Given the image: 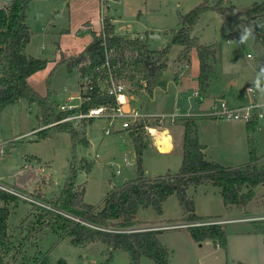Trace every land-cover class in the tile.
Instances as JSON below:
<instances>
[{
    "label": "rangeland",
    "instance_id": "rangeland-1",
    "mask_svg": "<svg viewBox=\"0 0 264 264\" xmlns=\"http://www.w3.org/2000/svg\"><path fill=\"white\" fill-rule=\"evenodd\" d=\"M2 1L0 0V6ZM53 1V4H49V0H30L28 2L25 11V23L29 28L30 36L24 47V52L36 58L49 60L50 63L48 62L46 69L34 74L27 83L41 96L46 95L47 89H49L48 101L53 105L54 112H58L61 104L77 105L76 108H69L72 110L77 109L81 103L78 96L83 90L81 89V76L76 71L79 66L67 70L65 64H60L53 69L52 67L57 61H55V58L72 56L76 52L74 50L77 45L80 47L88 37L91 40L90 34H81V31L78 30L82 29L80 25L84 20L82 18L86 19L89 16L93 21H97L98 7L94 1L90 0L85 1L82 6L75 5L74 11L70 14V23L67 24L66 0ZM200 1L121 0L120 3H109V12L114 18L120 20L121 23L116 24L118 28L134 31L142 26H148L150 32L143 34L146 35L144 40L147 41L149 49L158 51L169 41L171 37L169 31L177 29V13H185ZM212 1L209 0L210 3ZM261 1L263 0H221L220 5H233L238 10H242L249 7L253 2ZM139 11L141 12L139 13ZM101 13L104 15V8ZM253 26L254 23L251 19H246V27H244L229 13H225L221 17L215 11L207 10L200 14L189 31V35L196 37L201 44L212 43L215 50H217L218 65L214 74H219L220 62H223V64L226 62L233 63L232 73L234 76L228 77V80H234L238 77L240 90L252 88L255 93L256 89L262 86L260 89L264 93V85L260 84L264 73L259 76L256 71V47L261 49V44L259 42L256 44L250 34L246 40L241 39L245 30L252 29ZM62 28H68L69 33L59 39L58 32ZM150 34L153 38L149 37ZM180 48L179 45L170 47L167 54V67L158 76V79L168 86L169 91L167 94L163 96L161 91L155 90L153 92L154 99L151 101L149 99L151 92L147 93L143 90L133 100L131 99L134 106L142 108V110L154 108L176 115L184 111L182 105L174 107L171 102L167 103L173 93L172 83L175 82L173 79L175 65H172L171 61L175 59ZM215 50H213L214 53ZM188 54V68H183L186 74L177 87L179 95L182 97L179 102L183 100V102L189 104L192 113H197L200 110L207 111L210 106H206L205 100L203 104H200L199 99L190 97L193 90L189 89L185 78L187 73L190 74V78H192V75H198V60L195 49H191ZM245 54H249V58H246ZM60 55L61 57H59ZM49 74L48 85L46 86V78ZM139 80L138 75H135L134 79L131 80L134 84L133 92L137 91L136 84ZM128 82L130 81L123 80L126 91L129 90ZM163 88H165V85ZM194 91H198L201 97L204 95V92L199 88ZM66 101L67 104L64 103ZM76 111L73 110L68 116L78 114L79 112ZM130 111L133 112L132 109ZM200 117L192 118L195 121ZM87 119L93 121L88 123ZM165 120L171 122L169 119H164L163 122ZM184 120L185 118L182 116L172 119L173 122L179 123ZM259 121L258 126L256 124L253 129L244 126L242 130L228 123L226 124V122L219 126H217V122L206 124L205 122H195L196 135H198L199 140L202 139L209 144L203 152L204 157L219 165L234 167L247 162V152L252 147L257 158L256 166H264V113L263 119ZM39 125V107L36 102H28L21 98L0 111V146L3 151V154L0 155V182L12 189L11 186L17 183L22 169L27 168L28 171L31 169L33 174L20 185L22 191H18V193L22 194L23 200L20 198L16 201L17 207H14L10 202H6V206L10 205L6 209L11 213L8 217L10 219L8 225H6V239L2 244L3 252L0 253L4 254L2 255L3 264H35L44 255L47 256L50 264H54L58 259H62L65 264H128L127 253L122 250L112 251L110 258H107V248L99 240L84 245H73L69 236L64 235L61 239H58L55 233L46 231V229H41L32 237L29 236L28 233L39 225L41 219L46 217L43 211L31 206L29 199L35 198L37 194H41L45 199L57 197L72 158L69 135L66 132H55L49 128L47 129V136L37 140L33 134L34 131L31 130ZM84 125L85 137L91 142V146L84 147L81 144H76L74 147L75 159L79 161L76 176L82 180L76 186V190L81 186L84 187L83 201L96 206L112 185L116 187L121 185L122 182L134 178L136 167L134 149L130 134L126 130L119 132L110 130L107 135H104L102 131L105 121L102 118H85ZM101 126L103 127L100 128ZM143 131L144 140L148 142L146 130L143 129ZM218 135L223 137L216 138L215 136ZM156 139L154 144L164 148L168 147L169 142H171L169 139L166 143L167 146L166 144L161 146ZM95 154H97V157H95ZM123 158L127 160L128 164L123 162ZM83 163H90L89 170L85 171L81 168ZM179 164V161L173 155L168 157L157 156L150 149H144L141 154V167L146 177H154L167 171L176 172ZM37 166L42 168L40 174L47 176L46 178H41L38 175L39 172H34L37 171L35 170ZM116 167L119 169L118 175L113 174ZM2 179L10 183H6ZM187 192L192 195L194 213L203 218L215 215H229L234 218L243 215H264V187L255 191L252 198L244 205H230L231 210L229 212H227V205L223 204L221 196L217 192H213L207 184L197 188L194 194L192 189H188ZM37 200L42 202L39 199ZM4 204L1 203V205ZM162 211L163 216L160 217L150 207L139 209L136 213L137 225L183 222V212L174 195H170L163 201ZM16 215L21 216L16 218ZM249 219L254 218L250 217ZM261 225H264V220L261 223L232 224L226 228V233L236 231L235 228L238 227H242L240 230L243 228L244 230L250 229L251 227L255 230L262 229ZM7 233L9 234L7 235ZM158 235H156L158 241L170 252L169 264H222L219 252L217 255H213L215 253L212 252L208 244L200 243L203 245L200 247L199 243L193 242L188 236L186 229L164 230ZM24 237H27V240L24 245H20ZM251 237L247 236L246 239H241V264H264V240L259 241L258 244L257 240L251 239ZM236 243L239 244V242ZM231 244L234 245L235 241H232ZM139 264H153V262L147 257H141ZM227 264H229V261H227ZM232 264L239 263L233 261Z\"/></svg>",
    "mask_w": 264,
    "mask_h": 264
},
{
    "label": "trees",
    "instance_id": "trees-1",
    "mask_svg": "<svg viewBox=\"0 0 264 264\" xmlns=\"http://www.w3.org/2000/svg\"><path fill=\"white\" fill-rule=\"evenodd\" d=\"M29 1L7 0L0 8V111L21 98L28 102H36L39 107L40 121L38 130L34 132L36 139L45 138L49 128L55 132H66L69 135L72 154L57 197L45 199L41 194L35 196L45 204H50L54 210L30 202L32 207L43 211L46 217L28 233L29 236L32 237L41 229H46L55 233L58 239L64 235L69 236L73 245H84L99 240L107 248V258H110L112 251L119 249L127 253L128 264H139L141 257L151 259L153 264H169L168 249L158 241L156 237L158 231H141L132 226L138 208L149 206L160 214L161 202L168 196L174 195L182 209V221L192 241L200 243L208 239L219 248L225 249L226 232L221 224L191 225L205 220L194 213L193 202L186 195L185 190L187 186L210 184L219 188L224 205H244L252 198L253 188L264 184V166H256L257 158L252 147L248 149L247 162L234 167L222 166L214 161L206 160L202 154L203 145L199 144L197 139L194 119L185 118L182 122L181 160L177 171L174 173L167 171L154 177H146L141 167V154L147 147L143 131L146 124L144 119H141L129 132L135 156V176L106 191L101 207L96 210L95 206L82 201L83 187H79L78 190L74 188L79 163L75 159L74 147L76 144L84 147L88 145L84 119L71 121L63 119L73 110L83 113L89 108L114 105V97L108 95L103 89L100 90L96 85V78L106 79L108 71L115 80L122 81H131L135 75H138L144 82V85L139 84V86L147 93L151 92L155 85L163 88L164 82L160 81L158 76L167 67V54L172 45L181 47L175 59L171 61L172 65L181 60H187L189 51L195 49L198 60L197 84L198 88L205 92L209 77L213 73L210 59L214 52L206 45L199 43L196 37L190 36L189 31L200 14L207 10H213L221 17L229 13L244 27H246V19L253 20L254 26L249 30L254 42L261 44V49L256 47V71L261 76L264 73V35L260 23L264 20V0L253 2L242 10H238L233 5L222 6L221 0H213L212 3L209 0H201L185 13H177V29L169 31L171 35L169 41L158 51L149 49L142 36L131 39L116 34L110 22L112 18L103 15L101 32L94 34L90 31L91 40L77 55L61 57L52 67L54 69L57 65L65 64L66 69L70 70L79 66V75H90L92 82L91 89L84 94L80 93L81 96L89 98L87 101L81 102L77 109L58 112H54L53 105L48 101L49 89L46 95L41 96L27 83V78L44 69L47 63V59L35 58L23 52L30 36L29 28L25 23V11ZM49 76L50 74L46 78V86ZM173 79L176 81L177 73L174 74ZM87 122L90 123L91 119H87ZM245 127L253 129L251 123L245 124ZM81 166L87 171L90 163H83ZM30 176H33L31 169L29 171L27 168L22 169L17 183L11 187L22 191L20 185ZM242 187L247 190L241 192ZM17 200L20 198L0 191V245L6 239L8 214L6 207L1 203L15 204ZM26 240L27 237H24L20 245H24ZM2 259L0 255V264H3ZM35 264L50 263L44 255ZM54 264H65V262L58 259Z\"/></svg>",
    "mask_w": 264,
    "mask_h": 264
},
{
    "label": "crops",
    "instance_id": "crops-1",
    "mask_svg": "<svg viewBox=\"0 0 264 264\" xmlns=\"http://www.w3.org/2000/svg\"><path fill=\"white\" fill-rule=\"evenodd\" d=\"M6 1L7 0H3L2 1V4H1L0 8H2L4 6V4H5ZM85 1H88V0H66L67 24L70 23L69 22L70 14L72 13V11H74V6L75 5L82 6ZM90 1H94L97 4V7H98V13L96 15V19H97L96 22L97 23L95 21H93L92 18L89 17V16H87L86 19L85 18H82V19H84L83 22L80 23V25L82 26V29H79L81 27L78 28L79 29L78 31H81V34H83V33L90 34V31H92L94 34H98V33L101 32V29H102V25H101V21H100L101 14H100V11H99L100 10L99 0H90ZM120 2H121V0L116 1V2L109 1L108 2V5H107L108 8L107 9L105 8V11H104V15H108V16H110L112 18L110 22L113 25L114 32L116 34H118V35L127 36V37H130L131 35H140V36H142L143 41L147 44V41L144 40V38H145L146 35L144 36L143 34L144 33L146 34L147 32H150L149 31L150 29H149L148 26H142L141 28L136 29L134 31L127 30L126 28H118V27H116V24L117 23H121V22L117 18H114V16L109 12L110 11V5H109V3H120ZM53 3H54L53 0H49V4H53ZM140 12L141 11H139V13ZM260 25L263 28V32H264V26H263L264 25V20L260 23ZM66 33H69V29L68 28H62L61 31L58 32V38L61 39V37L66 36L67 35ZM191 33H192V31H191ZM149 37L150 38H153V36L151 34H150ZM89 41H90V38L88 37L87 39H85V42H83L80 47H79V45H77L76 49L74 50L76 52H74L72 56L77 55ZM26 44H25V46H26ZM204 45L208 46L212 50H215V47L213 46L212 43H208V44H205L204 43ZM23 52H24V48H23ZM59 53L60 54H63L62 52H59ZM27 55H29V54H27ZM217 55H218L217 54V50H215L214 56L211 58V62H212V65H213L212 66L213 67V73L210 76V80L208 82V85H207V88H206V90L204 92V95L202 97L200 96V98H199L200 104L201 103L203 104V102L205 100V102L207 103L206 106L209 107L214 101H216L218 99L225 100L230 106H239V105L248 104L251 101V93L247 92V88H244V90H240L239 89V86H238L239 85V78L236 77L234 80H228V77L234 76L233 73H232L233 72L232 71V68L234 67V64L233 63L226 62V63L223 64V62H220L219 63V66H220V68H219V74L220 75L219 74H214L215 71H216V67L218 65ZM29 56H31V55H29ZM245 56H246V58H249V54H245ZM32 57H34V56H32ZM59 57H61V55ZM64 58H66V56ZM56 60H58V59L55 58V61ZM188 60H189V54H188L187 60H181L180 62L175 63L174 73H177V79H176V81L174 83H172L173 93L170 95V100L167 101V103L171 102L172 106H174V107H178V105H182V108H183L184 111H186L188 109L189 104H186L185 101L183 102V100H181L179 102V100L182 97L179 95V92H178V88L177 87H178V83H181V81L185 77L186 71L183 68H186V69L188 68V65H189V61ZM48 62H49V60L47 59V63L45 65V68L44 69H46V66H47ZM222 64H223V67H222ZM178 65H180V66H178ZM44 69H42V70H44ZM42 70H40V71H42ZM40 71H37V72H40ZM76 71H77V73H79L78 70H76ZM183 71H185V72H183ZM37 72L31 74L27 78V81L34 74H36ZM185 80H186V84L188 85L189 89H192L193 92H194L195 89L198 88V86H197V74L195 76L192 75V78H190V74L187 73ZM139 84L142 85V81L141 80H139L138 83L136 84V86H137L138 89L135 92H133V90H134V84H133L132 81L128 82V84H127V86L129 87V90L128 91H126V87H125V84H124L125 90H124L123 93H124L125 99L127 100V107L130 108V109H132L136 113H139V114L143 115L142 116V119H144V122L146 124V128H148L147 129L148 131H146L148 142H147V147L145 149H150V150L154 151L157 156H161V157L162 156L168 157L170 155H173V156L176 157L177 161H179V163H180V160H181V140H182V132H183L182 123L173 122L172 120H171V122H168V120H165L164 122H163V120L161 122H158L157 119L155 117H153L154 115L168 114V113L162 112L160 110H155L154 108L153 109L142 110V108H138L137 106H134V104L131 101V99L133 100L134 97L137 94H139L140 92H143V89L140 88ZM260 84L264 85V75L261 77ZM164 85H165V88H163V89L160 88V87H158V86H154L153 87V89H152V91H151V93L149 95V99L151 101H153V99H154L153 92L155 90L161 91L163 93V96L165 94H167V92L169 91V88H168V86L166 84H164ZM260 87H262V86H260ZM260 87H258V89H256V91L254 93V95H255L254 98L257 101L264 102V97H263L264 93H262V90L260 89ZM63 90H65V88H63ZM206 99H208V101H206ZM64 103L67 104L68 102L66 101ZM75 106H77V105H71V108L72 107H75ZM205 112H206V110L205 111L204 110H200L197 113L204 114ZM199 114L198 115H195L193 118H196L198 116H201V117H204V118H201V117L200 118H197L194 121V123L195 122L196 123L205 122V124H206L208 122H210V123H216L217 122L216 124H217V126H219V125H222L224 122H226V124L228 123V124H230V125H232L234 127H237L240 130H242V127L245 126V123H243L242 121H237V120H219V121H214V120H211V119H207V118H209L207 116H203V115H199ZM261 119H263V116L255 122V126L254 127H256V124L258 126V123L260 122L259 120H261ZM92 121L93 120H91V122ZM102 127L103 126H101L100 128H102ZM149 128H153L156 131V133H154V134L151 133L149 131ZM131 129L132 128H129V129H121L120 126H119V124H115V125L112 126V131H117V132H119V131H125L126 130L129 133L131 131ZM36 130H38L37 127L34 128V129H32L31 131L32 132L33 131L35 132ZM162 130H165V131L167 130L166 132L169 134L170 141H171V142H169L170 145L168 147H165V148L164 147H160V146L154 144V140L157 137L156 135H158ZM34 132H33V134H34ZM215 137L216 138L217 137L219 138V137H223V136L222 135H218V136H215ZM197 138H198V141L200 142V144L203 145L202 154H203V157H204V153L203 152H205V148L209 144L207 142H204L202 139L200 141L198 135H197ZM87 141H88V146L90 147L91 146V142L88 139H87ZM161 146H163V145H161ZM166 146H167V144H166ZM204 159L208 160L209 158H205L204 157ZM123 162L128 164V162H127V160L125 158H123ZM35 170H37V171H34V172H39L38 175L41 178L42 177H44V178L47 177V176H44V175H41L40 174V172L42 170V168L40 166H37L35 168ZM172 173H174V172H172ZM4 182L10 183L9 181H4ZM79 182H82V180L78 179L77 176H76L75 182H74V188L75 189H76V186H78L80 184ZM205 185L206 184H201V185H198V186H195V187L194 186H187V188L185 190L186 195L189 198L192 199V195H189L188 192H187V190L188 189H192V191H193L192 193L194 194L195 193V190L197 188H199L201 186H205ZM207 185L213 190V192H217L219 194V188L218 187H213L210 184H207ZM112 187H113V185H112ZM262 187H264V184H259V185L255 186L254 188L256 190L253 188L254 189V194H255V191H257L258 189L261 190ZM38 188H40V187H38ZM111 188H109L108 190H110ZM246 190L247 189L245 187H242L241 192H245ZM83 191H84V187H83ZM46 192L48 193L49 191H46ZM82 201H83V199H82ZM101 201H102V199H101ZM101 201H100V203L98 205L95 206L96 210H98V208L101 207V204H102ZM84 203H86V202H84ZM162 203L163 202H161V206H160L161 213L158 214L160 217L163 216ZM10 204H13L14 207L16 206V204H14L12 202H10ZM4 205L7 208L10 207V205L9 206H6V203ZM145 208H147V207H145ZM139 209H144V208H138V210ZM226 209H227V212H229L231 210V206L230 205H227L226 206ZM12 212H13V210H12ZM7 213H8V216H7V224L6 225H8V222L10 220L8 217H10L9 214L11 212L7 211ZM25 214H26V212H25ZM20 216L21 215H19V216L16 215V218H20ZM197 216H200V215H197ZM250 217L251 218H254V219H249ZM16 218H14V219H16ZM209 219H218V220H221L222 222L220 224L223 226V228H224V230L226 232V228L229 225H232V224H243L245 222H249V223H252V222L253 223H259L260 222L261 223V221L264 220V215H261V214H256V215H243V216L236 217V218H234L232 216H229V215H215V216L207 217V218L204 217L203 220H209ZM137 222L138 221L136 219V214H135L134 219H133V226H132V228L144 230L147 227H151L152 229H150V230L158 231L157 234H159V235L164 230H170V229H183V230H185V226L183 225L184 224L183 222L182 223H177V224H171V223L169 224V223H166L165 222L166 224H154V225H137ZM261 227H262V229H256V230L253 229V227H251L250 229H245L244 230V228H243L242 230H240L242 227H240V228L238 227V228H235L236 231L233 230L232 232L231 231L227 232L226 233L227 236H226V248L225 249L219 248L218 246H216L215 244H213L211 240H208V239H205V240L201 241L200 243H202V244H208V246L210 247V249L212 250V252L215 253L213 255H217L218 252H219V254H221L220 256L222 258L221 259V263L222 264H227V261H229V264H232L233 261H237L239 264H241L242 263V260L240 259V254L242 253V245L240 243V242H242L241 239H246L245 237L252 236L251 239L257 240V243L259 244V241H263L264 240V225H261ZM8 234L9 233H7V235ZM96 241H98V240H94L92 242H96ZM190 241H191V239H190ZM232 241H235V244L234 245L231 244ZM236 242H239V244H237ZM200 243H199V246L200 247L203 246ZM2 247L3 246L0 245V253H1V251L3 252ZM116 250H119V249H116ZM168 253H169V257H168V262H169V260H170V252H169V250H168ZM0 255L2 256L4 254L2 253Z\"/></svg>",
    "mask_w": 264,
    "mask_h": 264
},
{
    "label": "built area",
    "instance_id": "built-area-1",
    "mask_svg": "<svg viewBox=\"0 0 264 264\" xmlns=\"http://www.w3.org/2000/svg\"><path fill=\"white\" fill-rule=\"evenodd\" d=\"M109 1H119V0H99L100 3V14L102 15V10L104 8H108V2ZM100 17V21H101ZM135 37L141 38L140 35H131L129 38L133 39ZM107 67V65H106ZM90 75H83L81 76V89L83 90L82 94L86 92L87 90L92 88V82L90 80ZM96 85L99 87V89H103L108 95L113 96L115 103L111 106H101L97 108H89L86 112H79L78 114L74 116H66L63 120H71V119H85V118H102L105 121L103 133L104 135H107L110 130H112V126L115 124H119L121 129H129L132 128L134 123L140 121L142 119L141 114L136 113L135 111L131 112L130 109L127 107V100L124 97V83L122 80H115L113 76L108 71V76L106 79L99 80L96 78ZM142 85H144V82L142 81ZM247 92L251 93V101L248 104L245 105H239V106H230L225 100L218 99L214 101L209 109L204 114L199 113H192L190 110V107L183 113H180L179 115H176L174 113L171 114H159L154 115L158 122H161L164 119H169L170 121L174 117L182 116L183 118H192L195 115H203L207 116L209 118L213 119H220V120H237L242 121L245 124H250L252 126H255V122L260 119L263 116L264 113V102H257L254 98V90L252 88H247ZM191 98H200V94L198 91H194L191 93ZM80 99V102L87 101L89 98L84 95L78 96ZM60 111H65L71 108L69 105H61ZM131 126V127H130ZM144 129L147 131L148 128H146V125L144 126ZM3 154L2 148L0 146V155ZM95 157H97V154H95ZM114 175L119 174V169L116 167V169L113 172ZM0 191H5L7 193L13 194L21 199H23L22 194L18 193V190L11 189L7 187L6 185L2 184L0 182ZM31 203H35L39 206H42L49 210H54L50 205H45L44 202H40L35 198L29 199ZM75 219V218H74ZM77 220V219H75ZM79 221V220H78ZM80 222V221H79ZM222 221L218 219H209L202 222H196L192 223L191 225H197V224H220ZM184 226H186L184 224ZM151 227H147L144 230H150ZM142 230V229H137Z\"/></svg>",
    "mask_w": 264,
    "mask_h": 264
},
{
    "label": "bare ground",
    "instance_id": "bare-ground-1",
    "mask_svg": "<svg viewBox=\"0 0 264 264\" xmlns=\"http://www.w3.org/2000/svg\"><path fill=\"white\" fill-rule=\"evenodd\" d=\"M149 131L153 134L156 133V131L153 128H149ZM166 131L162 130L158 135H156L157 136L156 141L158 142L159 145H165L170 139L169 134Z\"/></svg>",
    "mask_w": 264,
    "mask_h": 264
},
{
    "label": "clouds",
    "instance_id": "clouds-1",
    "mask_svg": "<svg viewBox=\"0 0 264 264\" xmlns=\"http://www.w3.org/2000/svg\"><path fill=\"white\" fill-rule=\"evenodd\" d=\"M250 34V30L246 29L244 35L241 37L242 40H246L248 35Z\"/></svg>",
    "mask_w": 264,
    "mask_h": 264
}]
</instances>
